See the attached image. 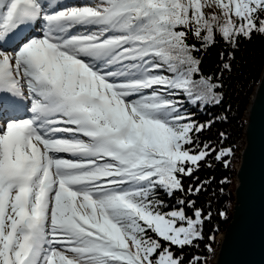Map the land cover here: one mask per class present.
I'll return each mask as SVG.
<instances>
[{"label": "snow or ice", "instance_id": "6c2138e0", "mask_svg": "<svg viewBox=\"0 0 264 264\" xmlns=\"http://www.w3.org/2000/svg\"><path fill=\"white\" fill-rule=\"evenodd\" d=\"M253 32L264 0H0V264H184L211 213L164 197L232 155L198 54Z\"/></svg>", "mask_w": 264, "mask_h": 264}, {"label": "trees", "instance_id": "16d2710c", "mask_svg": "<svg viewBox=\"0 0 264 264\" xmlns=\"http://www.w3.org/2000/svg\"><path fill=\"white\" fill-rule=\"evenodd\" d=\"M215 40L213 46L205 47L198 55L202 59V72L209 77L218 78V82L222 84L219 90L222 103L218 106L189 107L197 121L211 122L210 129L200 133V141H207L217 148L230 147L232 155L225 157L229 162L225 167L223 161H217L213 154L200 162L199 170L194 171L191 177L183 179L186 189L189 185L204 184L198 195L177 192L171 199L164 197L169 205H175L184 196L185 199L194 200L196 208H202L205 214L211 213L210 219L204 223V240L183 249L184 264H188L193 256H198L201 264H211L210 260L216 251L215 237L225 230L231 219L230 209L234 203L233 179L244 145V113L264 68V35L253 32L250 39L241 36L235 46L226 44L219 35ZM193 42L195 41H189ZM224 63L231 65L230 70H224ZM220 133L224 134L223 137ZM221 210L226 212V217L221 218ZM187 211L191 215L193 210ZM210 235L214 236V240L207 239ZM208 244H211V252L206 248ZM176 252L180 254L179 249Z\"/></svg>", "mask_w": 264, "mask_h": 264}, {"label": "water", "instance_id": "95a60500", "mask_svg": "<svg viewBox=\"0 0 264 264\" xmlns=\"http://www.w3.org/2000/svg\"><path fill=\"white\" fill-rule=\"evenodd\" d=\"M249 105L231 219L215 264H264V68Z\"/></svg>", "mask_w": 264, "mask_h": 264}, {"label": "rangeland", "instance_id": "374dc122", "mask_svg": "<svg viewBox=\"0 0 264 264\" xmlns=\"http://www.w3.org/2000/svg\"><path fill=\"white\" fill-rule=\"evenodd\" d=\"M253 90H254V89H253ZM249 103H250V100H249ZM247 108H248V107H247ZM245 114H247V109H246V111H245V113H244V118L246 119V115H245ZM244 127H245V126H244ZM243 141H244V143H245L244 135H243ZM243 147H244V145L242 146L241 151H242ZM241 151H240V154H241ZM239 163H240V162H239ZM239 163L236 165V169L238 168ZM235 175H236V173H235ZM236 181H237V180H236V176H234V179H233V182H234V190H235V186H236ZM234 190H233V192H234ZM233 204H234V203H233ZM233 204H232V208H233ZM230 208H231V206H230ZM232 208L230 209V212L232 211ZM223 233H224V231L219 232V233L216 235V237H215L216 251L214 252V255H213L212 259L210 260V261H211V264H215V260H216V257H217V253H218V250H219L220 245H221V241H222Z\"/></svg>", "mask_w": 264, "mask_h": 264}, {"label": "bare ground", "instance_id": "6f19581e", "mask_svg": "<svg viewBox=\"0 0 264 264\" xmlns=\"http://www.w3.org/2000/svg\"><path fill=\"white\" fill-rule=\"evenodd\" d=\"M249 109H250V105L248 106V111H247L248 113H249Z\"/></svg>", "mask_w": 264, "mask_h": 264}]
</instances>
